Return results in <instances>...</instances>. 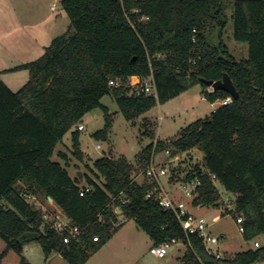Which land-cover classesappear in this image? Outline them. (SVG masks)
<instances>
[{
  "label": "trees",
  "instance_id": "1",
  "mask_svg": "<svg viewBox=\"0 0 264 264\" xmlns=\"http://www.w3.org/2000/svg\"><path fill=\"white\" fill-rule=\"evenodd\" d=\"M60 5L69 30L52 39L39 58L11 69L26 70L27 83L12 92L0 80V264H30L23 247L32 242L45 257L54 253L67 264H85L126 221L153 245L169 239L189 244L181 264H263L264 244L231 257L208 253L196 234L184 233L173 212L145 198L153 184L136 183L125 158L94 160L87 169L104 184L83 175L91 189L80 196L77 177L52 157L71 131V151L81 161L76 128L93 109L104 113V126L92 136L108 141L112 116L100 102L105 96L133 122L197 85L210 104L231 97L207 92L206 82L227 75L238 93L232 104L180 129L175 140L143 149L137 163L147 169L156 152L174 156L197 150L201 164L180 180L200 182L191 205L218 208L219 195L208 175L213 174L236 196L243 239L264 235V0H61ZM228 7L234 40L248 46L247 58L240 61L221 41ZM142 16L148 20L140 21ZM215 29L220 31L217 45L209 40ZM151 74L155 96H128L123 88L108 87L110 79ZM58 157L65 161L63 153ZM28 197L51 198L81 230L79 240L63 244L42 225L43 212ZM115 208L124 223L116 225Z\"/></svg>",
  "mask_w": 264,
  "mask_h": 264
},
{
  "label": "rangeland",
  "instance_id": "2",
  "mask_svg": "<svg viewBox=\"0 0 264 264\" xmlns=\"http://www.w3.org/2000/svg\"><path fill=\"white\" fill-rule=\"evenodd\" d=\"M21 1L23 3H20ZM60 2L61 0H11L10 3L7 2L4 12L0 13V17L4 15L8 18L7 24L4 25L6 33H9L6 43L8 44L11 39L17 40L21 37V40L29 44L31 43L30 40H33V36L36 39L38 37L47 39V37H58L66 33L69 30V19L62 10ZM52 6L55 10H51ZM19 9L22 11V15L18 13ZM226 14L228 22L221 33V41L236 61L246 59L248 56L247 44L239 43L233 37L230 7L227 8ZM24 23L30 25V28L19 30L18 26ZM70 34H72V31H70ZM219 35L220 31L218 29L213 30L209 36L210 42L217 45L220 41ZM29 45L32 48V44ZM16 90L18 91V89ZM100 102L112 116V128L108 141H97L92 136L104 126V113L98 108L93 109L79 123L85 127V130L79 133V148L84 153L81 161L72 154L71 131L65 134L63 138L64 146L59 144L56 148V150H59L64 147L62 150L66 161L57 159L56 156L52 157L53 161L57 160V162L62 163L61 165L66 166L69 175L75 176L76 171H80L93 179L99 186H103L104 180L95 178L90 174L87 167H92L94 160L101 157L125 158L133 166L132 177L136 183H151L152 181L145 176V166L137 163L142 150L154 145L158 140L162 142L175 140L180 129L197 120L209 117L218 105L215 102L213 106L204 98L202 88L199 85L166 103L157 104L133 122L126 121L123 118L110 96L103 97ZM97 144L101 147L99 150L95 149ZM171 157L165 153L156 152L153 161L155 165H168ZM201 160L202 154L197 150H191L184 155L182 154L177 161L169 164L175 167L176 171H171L167 177L160 178V183L162 189L174 201H184L188 205L190 204V199L182 193V181L180 180L187 169L194 167L195 163L200 165ZM79 184L81 187L87 185L85 180ZM27 201L34 206L36 204L48 205V202H45L46 200L39 197H28ZM39 209L43 212L47 208L39 207ZM191 212L203 216L210 223L208 231L212 235L224 238L219 245L222 250V257H231L236 252L248 250L253 247L254 242H258L260 245L264 244V235L251 241H245L242 234L238 232L233 214H221L223 217L220 220L212 222L213 217L219 213L218 208L206 207L197 211L193 207ZM152 245L144 231L137 228L133 221H126L102 248L90 255L85 264H181L180 260L185 250L184 246H172L163 259H158L149 253ZM28 246L33 249L32 253L25 252L31 264H45L44 255L38 243L32 242ZM46 264L67 263L61 256L54 254Z\"/></svg>",
  "mask_w": 264,
  "mask_h": 264
},
{
  "label": "built area",
  "instance_id": "3",
  "mask_svg": "<svg viewBox=\"0 0 264 264\" xmlns=\"http://www.w3.org/2000/svg\"><path fill=\"white\" fill-rule=\"evenodd\" d=\"M51 10H55L54 6L51 7ZM135 13H138V10H136ZM146 20H148V17L142 16L140 18V21ZM108 87L110 89L123 88L127 90L126 94L128 96H155V86L152 74L147 77L131 76L126 79H110L108 81ZM207 92H212V89L208 87ZM232 103L233 98L227 97L221 101H218L217 107L230 105ZM217 107H215L213 111L216 110ZM76 129L79 132H83L85 130V127L82 124H79ZM100 148L101 147L99 144L95 145V149L99 150ZM165 154L169 155L170 157L168 151H166ZM182 154L184 155L186 153L172 156L168 162V165H155L152 157L151 162L145 171V176L147 179L152 181L151 183L153 184V187L151 190L147 191L145 198L153 199L164 210L173 212L186 235L196 234L197 237L201 239L202 244L208 253L214 255L216 258H221L222 256L218 251L220 240L218 237L212 235L208 231L210 223H208L203 216L191 212V208H193L191 204L192 200L196 196V188L200 184L199 180L193 179L187 182H183L181 185L183 195L190 199L189 205L184 201H174L168 195V193H166L162 189L160 178L167 177L171 173V171L174 172L175 167L169 164L177 161L182 156ZM208 175L219 195V214L218 216L213 217L212 222H215L221 214H233L235 216V223L237 225L238 232L243 234L244 219L242 216L236 215L235 213L236 196L219 186L216 181L215 175L210 173ZM90 189L91 188L88 185L80 188L79 195L83 196L84 193L90 191ZM114 212L118 215V223L116 225L124 223L125 219L122 215H120V210L118 208H115ZM42 225L46 226L57 236L61 237L62 242L65 245L77 242L81 235V230L77 226H75L58 208H54L53 210L44 209L42 214ZM92 241L97 242L98 239L96 237H93ZM175 245H182L186 247L189 244L184 245L181 241H178L176 239H169L157 246L152 245L149 249V253L155 258L163 259L167 255L169 248ZM253 247L254 249H257L260 247V244L258 242H254Z\"/></svg>",
  "mask_w": 264,
  "mask_h": 264
},
{
  "label": "crops",
  "instance_id": "4",
  "mask_svg": "<svg viewBox=\"0 0 264 264\" xmlns=\"http://www.w3.org/2000/svg\"><path fill=\"white\" fill-rule=\"evenodd\" d=\"M7 2L10 3L11 0H0V13L4 12V9L7 5ZM20 3H23V2L21 1ZM18 13L20 15H22V11L20 9H19ZM0 16H1V14H0ZM7 20H8V18L5 17L4 15H2V17H0V80L11 91L15 92V91H17L16 89L19 90L22 86H24L27 83L29 75H28V72L26 70L12 71L11 69L18 67L22 64L34 61L37 58H39L44 53L45 48L47 47V45H49L52 38H54L55 36L47 37V39L44 37H38L36 39L33 36L32 37L33 40L32 41L30 40L31 43H29V44H32V48L28 43H25L23 40H21L20 39L21 37L17 38V40L11 39L12 42H10L11 41L10 40L9 43L7 44L6 42L8 41L7 39L9 38V35H8L9 33H6V29H4V25L7 24ZM32 27H34V25H32ZM18 28H19V30H26L27 28H30V25H27L24 23V24H20L18 26ZM12 87H16V88H12ZM213 106H214V104H213ZM61 146H64L63 140L61 142ZM63 148L64 147L60 148L59 150L55 149L53 156L54 157L56 156L58 159L59 158L58 153H63V150H62ZM81 153L84 154L82 151H81ZM65 161H66V159H65ZM59 163L62 164L61 162H59ZM78 172H80V171H76L75 175ZM81 174H82V176L85 175L83 173H81ZM69 176L71 178L76 177V176H71V175H69ZM83 181H84V178H83ZM82 182H80V183H82ZM45 202H48V205L43 206L41 204H36V207H38V208L39 207H41V208L45 207V208H47L46 210H52L53 208H57L56 206L53 205L52 201L48 200V198L46 199ZM50 202H52V203L50 204ZM203 208H206V207H202V206L194 207V209L197 211L201 210ZM218 214L215 216H218ZM221 217H223V216L220 215L216 221L220 220ZM218 238L220 240V242H219V245H220L221 241L224 240V238H222V237H218ZM29 244H27L23 247V250H24L23 255L28 260V262L31 264V262L29 261V259L27 258L26 254H25V252H27V253L33 252V249L29 248V246H28ZM218 251L221 254L222 250L220 249V246H218ZM244 251H246V250H244ZM244 251H241V252H244ZM236 253H240V252H236ZM52 255H54V253L50 254L48 257L44 256L45 264H46V262H48L50 260Z\"/></svg>",
  "mask_w": 264,
  "mask_h": 264
},
{
  "label": "water",
  "instance_id": "5",
  "mask_svg": "<svg viewBox=\"0 0 264 264\" xmlns=\"http://www.w3.org/2000/svg\"><path fill=\"white\" fill-rule=\"evenodd\" d=\"M206 85H207V87H210L212 89V92L223 91V92L229 94L234 99L238 98V93H237L235 87L233 86L230 78L227 75H224L222 80H219V81H208V82H206ZM75 176L77 177L79 182L83 181V176H82L81 172H78ZM48 200L52 201L51 198H48Z\"/></svg>",
  "mask_w": 264,
  "mask_h": 264
}]
</instances>
